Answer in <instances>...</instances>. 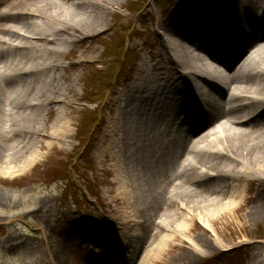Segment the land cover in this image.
I'll list each match as a JSON object with an SVG mask.
<instances>
[{"label":"bare ground","instance_id":"obj_1","mask_svg":"<svg viewBox=\"0 0 264 264\" xmlns=\"http://www.w3.org/2000/svg\"><path fill=\"white\" fill-rule=\"evenodd\" d=\"M125 1L0 0V118L25 129L47 116L59 121L57 132L43 125L32 133L31 155L47 146L45 140L68 134L63 120L71 113L73 88L60 60L107 25L110 6ZM170 15L164 28L172 73L134 80L120 96L111 130L121 134L119 151L122 144L127 167L118 162L111 180L115 196L107 204L110 216L122 206L127 213L122 231L104 234L102 255L123 238L108 264H185L186 250L192 263L202 252L185 239L194 231L189 227H201L196 235L205 251L218 248L207 237L206 223L197 225L198 216L214 224L219 213L264 214V0H199L178 5ZM26 132L5 137L0 131V171L31 163L19 144ZM107 153L105 148L104 159L111 158ZM6 200L0 193V205ZM186 213L191 226L175 224ZM143 216L147 231L132 246V254L138 253L123 261L119 255L130 248L129 228ZM168 227L180 235L173 231L171 240H163ZM63 248L55 249L54 264L61 263Z\"/></svg>","mask_w":264,"mask_h":264},{"label":"rangeland","instance_id":"obj_2","mask_svg":"<svg viewBox=\"0 0 264 264\" xmlns=\"http://www.w3.org/2000/svg\"><path fill=\"white\" fill-rule=\"evenodd\" d=\"M197 1L126 0L110 6L112 13L106 15L107 25L83 43H77L75 49L60 60L73 88L69 95L71 113L63 120L68 134L58 141L45 140L47 146L36 155H31L30 147L34 146L32 133L43 125L50 132H57L59 121L54 116H47L25 129L18 121H11L10 125L0 118V131L5 137L16 130L19 133L27 131L29 135H23L19 144L29 152L26 157L31 158L26 167L22 161L0 171L3 172L0 193L8 199L0 205V264H54V251L62 244L64 248L58 255L61 263L57 264H108V257L115 259L123 247V238L122 241L114 240L113 248L104 249V255L102 242H105L104 234L109 231H122L121 219L127 213L122 206L110 216L107 204L115 196L111 180L119 168L118 162L127 167L122 144L119 151L121 134L111 133L117 123L120 96L130 90L134 80H156L172 73L170 60L173 56L166 41L170 35L164 24L172 20H169L172 18L170 14L178 5L184 3L188 7ZM137 6L141 7L139 11ZM126 8L132 10L125 12ZM131 25L133 29L128 31L127 27ZM119 33L124 35L121 46L118 44ZM143 41L146 44H142ZM126 47L132 54L122 63L121 52ZM75 63L79 66L73 68ZM231 63L233 68L237 61ZM180 130L175 132V137L184 131ZM3 146L6 154H10L9 144ZM105 148L111 158L104 159ZM183 154L187 155L188 150ZM5 171L16 173L4 174ZM244 216V212L219 213L215 215L218 220L214 224L198 216L196 224L206 223L207 237L216 241L218 248L205 251L196 235L201 227H189L194 231L185 239L189 238L187 242L202 252V256L190 263L188 258L193 259L191 252L183 251L185 264H264V214L252 218ZM137 219L135 225L138 226L132 224L129 228L132 238L125 241L126 244L129 242L128 253L119 255L123 261L135 259L138 252L132 254V246L138 247V241L143 240L147 231L143 226L144 216ZM190 220L186 213L176 217L175 224L191 226ZM97 230L101 232L100 237ZM173 231L180 235L173 227H168L162 233V239L171 240ZM174 243L178 244V241ZM179 264H183L181 260Z\"/></svg>","mask_w":264,"mask_h":264},{"label":"trees","instance_id":"obj_3","mask_svg":"<svg viewBox=\"0 0 264 264\" xmlns=\"http://www.w3.org/2000/svg\"><path fill=\"white\" fill-rule=\"evenodd\" d=\"M137 9H139V8H137ZM127 30H128V28H127ZM127 30H126V32H127ZM120 34V40H119V46H121L122 44H124V35L122 34V33H119ZM105 48H107V46H105ZM126 55H130L128 52L126 53ZM127 57L125 56V59H126ZM124 62H125V60H124ZM123 62V63H124ZM124 67L122 66V69H123Z\"/></svg>","mask_w":264,"mask_h":264}]
</instances>
